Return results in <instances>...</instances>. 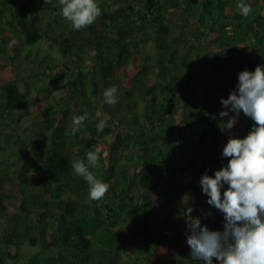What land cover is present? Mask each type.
I'll return each instance as SVG.
<instances>
[{
	"label": "trees",
	"instance_id": "1",
	"mask_svg": "<svg viewBox=\"0 0 264 264\" xmlns=\"http://www.w3.org/2000/svg\"><path fill=\"white\" fill-rule=\"evenodd\" d=\"M97 2L101 15L74 30L58 0H0L1 67L66 63L59 77L30 68L45 75L43 88L62 91L34 107L12 73H0V264H203L190 256L183 211L192 206L202 224L223 228L199 180L227 165L229 136L243 138L254 125L241 111L222 131L228 117L219 112L239 73L264 65V0ZM241 2L252 7L247 17ZM147 41L154 52L137 49ZM111 86L114 105L103 103ZM98 110L110 116L102 132ZM45 113L24 133V114ZM85 113L73 135V116ZM95 147L102 151L90 171L109 185L99 201L71 166Z\"/></svg>",
	"mask_w": 264,
	"mask_h": 264
},
{
	"label": "clouds",
	"instance_id": "2",
	"mask_svg": "<svg viewBox=\"0 0 264 264\" xmlns=\"http://www.w3.org/2000/svg\"><path fill=\"white\" fill-rule=\"evenodd\" d=\"M58 4L62 17L74 30L93 24L101 15L97 0H58ZM237 9L244 17L252 12L251 5L243 2ZM117 91L116 86L106 88L102 93L103 103L116 104ZM221 104V121L228 117L222 131L234 127L241 111L254 125L243 138L230 135L222 150V155L229 158L227 165L216 170L214 176L206 170L199 180L208 205L223 213L222 230H212L202 224L201 216H193V207L187 206L183 211L188 230L186 242L194 262L213 264L216 258L219 264H264V65H258L254 71H241L236 88L230 90L227 98H221ZM229 111L235 115L229 116ZM86 117L87 113L73 116V135ZM96 117L99 118L97 131L102 132L110 116L98 110ZM101 151L95 147L86 153V163L75 159L71 165L73 174L87 181L89 198L95 201L103 199L109 189L106 182L90 171L98 165ZM211 214L203 215L206 218Z\"/></svg>",
	"mask_w": 264,
	"mask_h": 264
},
{
	"label": "rangeland",
	"instance_id": "3",
	"mask_svg": "<svg viewBox=\"0 0 264 264\" xmlns=\"http://www.w3.org/2000/svg\"><path fill=\"white\" fill-rule=\"evenodd\" d=\"M173 15H175V17H178V15L176 14H173ZM51 18H52L51 14H46L44 16V20H48ZM179 19L180 21H182V18L179 17ZM111 41L112 40H107L105 42L106 52H111L113 50L114 46H113V42ZM41 46L45 49H48L52 53L53 60L54 58H55V61L62 60V57L59 55V53L56 52L54 48L48 46V40H44ZM137 49L143 52L144 51L154 52L155 48L152 46L150 41H147L145 43L139 44ZM92 59H93V52L86 56V59L84 61L85 64L86 65L90 64L92 62ZM3 60L6 64L10 63L9 60H6L5 58H3ZM20 63L21 65L25 64L24 66H27L26 67L27 70L20 69L14 66H10L9 64L10 68H3L0 66V73H6V74L10 72L12 73V77L10 78V81H13L14 83H16L18 88L27 94L28 101L31 107H34L35 105L39 103L44 105L50 101L54 102L59 98L60 94L62 93L60 88L56 84H52L50 89L43 88V80L45 78V75L42 73H38V72L41 71V69H43L47 71L48 73H50L51 76L59 77L62 72V67H64L66 64L65 62L63 66L58 65L57 67H54V68H47V67L43 68L42 66H37L35 65V63L31 61H27V60L20 61ZM30 68H34L35 71H38V72L33 73L32 71H29ZM74 69H76L75 63H74ZM45 116H46V113L43 115L37 116L34 120V117L24 114L22 116V122H21V127L24 130V133L26 132L27 135H32L35 131L37 121ZM87 197H89V194H87ZM121 264H129V262L127 261V259L123 258L121 260Z\"/></svg>",
	"mask_w": 264,
	"mask_h": 264
}]
</instances>
